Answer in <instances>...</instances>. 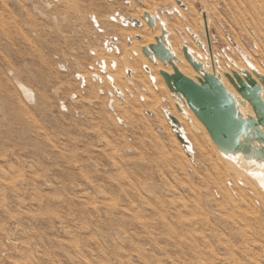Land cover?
Returning <instances> with one entry per match:
<instances>
[{
	"label": "rangeland",
	"instance_id": "rangeland-1",
	"mask_svg": "<svg viewBox=\"0 0 264 264\" xmlns=\"http://www.w3.org/2000/svg\"><path fill=\"white\" fill-rule=\"evenodd\" d=\"M75 1L0 0V264H264L263 205L227 167L244 193L232 188L205 139L204 156L182 153L164 68L141 51L154 34L121 23L154 12L176 51L185 35L202 53L172 18L179 8L203 35L207 6L221 67L245 54L264 71V0ZM100 59L116 68L102 75Z\"/></svg>",
	"mask_w": 264,
	"mask_h": 264
},
{
	"label": "water",
	"instance_id": "water-1",
	"mask_svg": "<svg viewBox=\"0 0 264 264\" xmlns=\"http://www.w3.org/2000/svg\"><path fill=\"white\" fill-rule=\"evenodd\" d=\"M142 19L155 30L157 22L162 26V34L156 43L142 47V51L152 64L161 62L165 68L171 66L173 72L161 70L160 74L175 101L180 113L184 108L193 111L198 120L209 132L220 154L234 161L242 158L254 166L264 165V75L259 73L247 59L250 70L237 66L236 69L223 70V73L208 71V63L197 59L188 45L182 47L184 57L197 72L195 79L185 75L179 68L180 59L170 42V31L159 15L144 13ZM142 26L140 20L131 21ZM190 33L192 31L188 29ZM208 35V47L197 35H193L198 45L208 55H213V47ZM219 57L217 56V60ZM219 62V60H218ZM219 66L221 68L220 62ZM225 78L234 88L232 93ZM251 106L252 111L244 114L242 107ZM173 129L190 154V142L185 138L180 122L168 114ZM264 186V185H263ZM262 187V185H261ZM264 191V188L262 187Z\"/></svg>",
	"mask_w": 264,
	"mask_h": 264
},
{
	"label": "bare ground",
	"instance_id": "bare-ground-1",
	"mask_svg": "<svg viewBox=\"0 0 264 264\" xmlns=\"http://www.w3.org/2000/svg\"><path fill=\"white\" fill-rule=\"evenodd\" d=\"M61 1H63V0H61ZM66 1H69L68 2V5H71L70 3L72 2V5H71V7H76L77 6V3H76V1L75 0H66ZM84 1V0H83ZM177 1V0H176ZM90 2H91V4H94L95 3V1L94 0H90ZM178 2H179V4H181L182 6H183V9H185L186 7H185V5L182 3V1L181 0H178ZM67 3V2H66ZM174 4V3H173ZM178 4V3H177ZM51 5V4H50ZM50 5H48L49 7H50ZM171 5V4H170ZM47 6V7H48ZM82 6V5H81ZM180 6V5H179ZM23 7V6H22ZM171 7V6H170ZM181 7V6H180ZM77 8V7H76ZM178 8V7H177ZM182 8V7H181ZM35 9V8H34ZM50 9V8H49ZM40 11V10H39ZM144 13H149V12H144ZM143 13V14H144ZM41 14V13H40ZM143 14H142V16H143ZM151 15H154V12L153 13H150ZM179 15L180 16V18L182 19V21L184 22V24H185V29L187 28V29H190L188 26H187V24H186V19H185V17H183V15L181 14V12H180V10H179V8H178V12L177 13H175L174 14V16H173V18L172 19H174L175 18V15ZM95 15H90V17H94ZM142 16H141V22H142V26H143V24H144V27H145V29H147V30H149V29H151V31H152V33L154 34V38H155V41L153 42V43H149V44H143L142 46H141V51H142V47H144V46H148V45H150V44H154V43H156V37L157 36H160L161 34H162V26H161V24L159 23V22H157V24H156V28H155V30H153L149 25H148V23L145 21V20H143L142 19ZM199 16H200V18H201V25H202V27H203V31H204V34L203 35H201L200 33H198V32H194L193 30H191L192 31V33H193V35H197L199 38H200V40L208 47V35H207V30L209 31V34H210V38H211V42H212V47H213V53L215 52V48H214V40H213V37H212V33H211V24H210V22H211V12H210V10H209V8L207 7V6H204V8H203V10L202 11H200L199 12ZM122 18V20L123 21H121V23H123L125 26L126 25H132L131 27H142V26H136V25H134V24H132L131 23V21H133V20H138V19H135V18H125L124 16H121ZM89 18V17H88ZM95 18V17H94ZM114 19L115 18H113V21H114ZM162 21L166 24V28L170 31V28H169V21H168V19L166 20V19H163L162 18ZM143 22H145V23H143ZM158 26L161 28V33L159 34V35H156V30H157V28H158ZM179 30V29H178ZM44 31V30H43ZM181 31V30H180ZM178 32V31H177ZM170 33H172L171 31H170ZM189 34V33H188ZM173 36V35H172ZM172 36H170L169 37V42H170V44H171V40H170V38L172 37ZM180 36V35H179ZM189 36L193 39V37L189 34ZM144 36L142 35V34H138L137 35V39H138V41H141V40H143L144 41V38H143ZM181 38V37H180ZM184 38H185V40L187 41V43H188V46L190 47V49L192 50V52H193V54H194V56L197 58V59H200V60H202L203 62H207L208 63V67H207V69H208V71H210V72H213L214 71V69H216V71H217V73H223V68L221 67L220 68V66H219V62H220V59H218L219 60V62H218V60H217V55L214 53L213 55H211V54H206L204 51H203V49L201 48V47H199L200 49H201V51H202V53L201 52H197L196 51V47H195V45H193L192 44V42L190 41V40H188V38H186L185 37V35H184ZM140 39V40H139ZM182 40V39H181ZM194 40V39H193ZM219 40V39H218ZM216 45V44H215ZM233 45V44H232ZM171 46H172V44H171ZM184 45H183V42H182V45H181V47H180V49H181V51L180 52H178V51H176L173 47V50H174V52H175V54L177 55V57L180 59V61L181 62H179L178 63V66H179V68H180V70L185 74V75H187L188 77H190V78H192V79H195L196 78V76L198 75L197 74V72L194 70V68L190 65V63L186 60V58L184 57V53H183V51H182V47H183ZM116 50H117V47L115 48ZM114 51V50H113ZM142 53H143V51H142ZM91 55H93L94 57H96V56H98V50L97 51H94V54H91ZM143 55L145 56V54L143 53ZM145 58H147L146 56H145ZM234 60V59H233ZM100 61H102V64H101V66H102V75L103 74H108L109 72H111L113 69H115L116 68V61H112V63L110 64V62H108L107 60L106 61H103V60H101L100 59ZM147 61L151 64V65H154V66H163V68L164 69H161V70H165V71H167V72H169V73H172L173 72V70H172V68H171V66H168L167 68H165L164 67V65L161 63V62H159L158 64H152L148 59H147ZM101 63V62H100ZM241 64V63H240ZM246 65V64H245ZM252 65H253V67L259 72V73H261L262 75H264V71H261L254 63H252ZM66 66V65H65ZM113 66V69L111 68ZM153 67V66H152ZM152 67H147L146 65H144V68H145V70L148 72V73H150V71H152L150 68H152ZM264 67V66H263ZM225 68V67H224ZM243 68H245V69H247V70H250L249 69V67L246 65V67H244L243 66ZM232 69H234V68H232ZM161 70H159V73H160V71ZM127 72H128V75L130 76L131 75V71L128 69V70H126ZM98 72V71H97ZM153 72V71H152ZM10 74H11V76H12V78L16 81V84H17V86L19 87V89L21 90V92L24 94V96H25V98L32 104V103H34L35 104V106H36V104H38V100H37V94H36V91H35V89L32 87V86H30V85H28V84H26V83H24L23 81H20V79H18V75H17V73L15 72V70L14 69H12V70H10ZM86 75V74H85ZM85 75H81V76H84L85 77ZM161 75V74H160ZM162 76V75H161ZM76 77V76H75ZM84 77H82L83 78V81H84ZM99 77H101V76H99ZM80 78V77H79ZM81 78V79H82ZM112 78L113 79H115V75H113L112 76ZM163 78V77H162ZM77 79V78H76ZM85 79H86V77H85ZM101 79H102V77H101ZM110 80H111V78H110ZM151 80L153 81V82H156V79L154 78V77H152L151 78ZM163 80H164V78H163ZM82 81V82H83ZM112 81V80H111ZM164 82H165V80H164ZM84 84H85V82H83ZM225 83H226V85L228 86V88L230 89V91L232 92V93H235V91H234V88L229 84V82L227 81V79L225 78ZM166 84V83H165ZM164 85V84H163ZM85 86V85H84ZM167 86V85H166ZM19 89H18V91H19ZM167 89H168V86H167ZM168 91H169V89H168ZM21 92L19 91V93L21 94ZM117 92H118V95H120V92L117 90ZM121 93H122V95H124V92H122L121 91ZM169 94H170V97H171V99L173 100V102H174V104H175V101H174V99H173V97H172V95H171V93H170V91H169ZM21 96H22V94H21ZM123 100H124V98H123ZM115 102H117V100L115 99L114 100ZM33 104V105H34ZM175 107H176V109H175V111L172 113V112H170V111H166V114H167V116H168V114L169 115H171L172 117H174V118H176L179 122H180V124H181V126H182V128H183V132H184V134H185V138L190 142V144H191V147H190V154H188V152L186 151V149L184 148V145L182 144V142L179 140V138L177 137V135H176V133H175V131H174V129H173V122H172V120L170 119V117H168V119H169V124H170V130H172V132L171 133H173V138H175L180 144H182L181 146H183V148H182V153L184 152H186L185 153V155H187L191 160H193L194 159V156L196 155V149H197V152H200L201 154H203V156L207 153L206 152V148H205V146L203 145V143H202V141H201V139H205V141L207 142V144L211 147V150H212V152H213V154H214V156L215 157H217V161H218V163L221 165V171H223V174H226V176H228V177H226L227 179H229L230 180V182L232 183V185L234 186V187H232V188H236V190L237 191H239V193H244V190L237 184V181H236V179H235V177L234 176H232V175H229L228 174V170H227V167H229V169H230V171H231V173L232 174H234L235 176H236V178L239 180V181H241V180H243L245 183H247V184H245V185H247L249 188H250V192H252L253 194H255L257 197H258V199H259V201H260V204H262L263 205V207H264V191L262 190V187L264 188V165H258V166H254L252 163H247L246 161H244L242 158H239L238 160H234V161H232V160H230V159H228L227 157H224V156H222L221 154H220V152H219V150H218V148L216 147V145L214 144V142L212 141V139H211V136H210V134H209V132L207 131V129L205 128V126L198 120V118L195 116V114L193 113V111H191L190 109H187V108H184V112L183 113H180L179 112V110H178V108H177V106H176V104H175ZM0 108H1V106H0ZM242 111H243V113L244 114H247V113H250L251 111H252V108H251V106H248V107H242ZM191 127V128H190ZM195 132V133H197V135L199 134V136H197L194 132H192V130ZM174 131V132H173ZM200 132H201V134H200ZM180 146V147H181ZM218 151V152H217ZM183 153V154H184ZM218 153H219V155L220 156H218ZM183 156V155H182ZM186 156V157H187ZM198 156V155H197ZM185 157V158H186ZM186 159H188V158H186ZM189 159V160H190ZM189 160H187V161H189ZM186 161V160H185ZM194 161V160H193ZM191 162V161H190ZM191 169H193L192 167H191ZM190 169V170H191ZM217 169H219V168H217ZM190 173H194V170L192 171H190ZM218 173V172H217ZM222 173V172H221ZM221 173L219 172V175H221ZM192 175V174H191ZM221 178H222V175L220 176ZM228 181V180H227ZM242 182V181H241ZM244 182H242V183H244ZM220 183V184H219ZM216 184V183H215ZM218 184L219 185H221V182H218ZM241 185V184H240ZM261 185H262V187H261ZM228 186V185H227ZM221 188V187H220ZM222 190H224L225 191V195L226 196H228L233 202L235 201L234 199H233V197H232V195H231V193H230V191L227 189V187L226 186H223L222 188H221ZM248 194V193H247ZM237 195V194H236ZM251 195V194H250ZM243 197H244V195H243ZM241 199V198H240ZM235 205H238V204H235ZM247 207H249V205L248 204H245ZM238 206H241V205H238ZM236 207V206H235ZM263 207H261V208H263ZM209 208H210V206H209ZM240 209H243L242 207L240 208ZM264 209V208H263ZM246 211V210H245ZM257 214H258V212H254V215H255V217H254V219H256V220H258V216H257ZM262 228V227H261ZM263 228H264V225H263ZM263 230V229H262ZM262 232V231H261ZM264 232V231H263ZM262 232V233H263ZM228 264V263H227Z\"/></svg>",
	"mask_w": 264,
	"mask_h": 264
}]
</instances>
